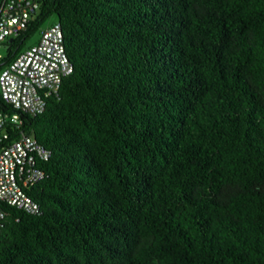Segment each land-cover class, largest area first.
I'll return each instance as SVG.
<instances>
[{
  "label": "trees",
  "instance_id": "16d2710c",
  "mask_svg": "<svg viewBox=\"0 0 264 264\" xmlns=\"http://www.w3.org/2000/svg\"><path fill=\"white\" fill-rule=\"evenodd\" d=\"M50 14L72 69L0 264H264V0H38L0 68Z\"/></svg>",
  "mask_w": 264,
  "mask_h": 264
},
{
  "label": "built area",
  "instance_id": "2783aa9c",
  "mask_svg": "<svg viewBox=\"0 0 264 264\" xmlns=\"http://www.w3.org/2000/svg\"><path fill=\"white\" fill-rule=\"evenodd\" d=\"M37 8L38 0H0V42L24 30ZM71 69L57 20L0 68V98L6 104L0 109V202L39 212L25 189L43 176L35 159H46L50 150L19 126L23 114L41 112L48 96H58L61 78ZM10 128L18 133L11 135ZM4 214L0 208V219Z\"/></svg>",
  "mask_w": 264,
  "mask_h": 264
},
{
  "label": "rangeland",
  "instance_id": "374dc122",
  "mask_svg": "<svg viewBox=\"0 0 264 264\" xmlns=\"http://www.w3.org/2000/svg\"><path fill=\"white\" fill-rule=\"evenodd\" d=\"M55 20H56L55 14H50L46 19H44V21L40 24L38 29L31 36L25 39L23 47H26L27 45L35 42L38 38L40 29L44 28L45 26L49 25ZM6 44H7L6 39L0 42V54H3L5 52Z\"/></svg>",
  "mask_w": 264,
  "mask_h": 264
},
{
  "label": "water",
  "instance_id": "95a60500",
  "mask_svg": "<svg viewBox=\"0 0 264 264\" xmlns=\"http://www.w3.org/2000/svg\"><path fill=\"white\" fill-rule=\"evenodd\" d=\"M10 39V38H9Z\"/></svg>",
  "mask_w": 264,
  "mask_h": 264
}]
</instances>
